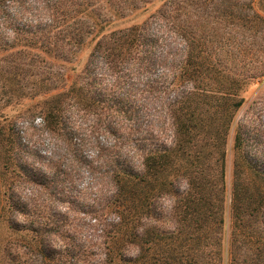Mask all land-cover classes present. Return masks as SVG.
<instances>
[{"label":"rangeland","instance_id":"rangeland-1","mask_svg":"<svg viewBox=\"0 0 264 264\" xmlns=\"http://www.w3.org/2000/svg\"><path fill=\"white\" fill-rule=\"evenodd\" d=\"M164 1L146 3L79 41L66 31L85 27L81 22H47L42 14L27 19L0 18V264H108L103 263L107 246L112 247L114 257L110 264H123L118 249L124 246L135 253L142 247L140 264H152L163 257V240L148 247L141 244L142 237L128 243L122 229L117 239H105L100 230L94 231L91 224L96 216L89 211L104 208L110 192L98 169L90 167L99 163L97 151L116 140L102 127H95L105 123V107L124 91L120 76L128 69L120 64L109 69L106 63L111 59L116 62L117 56L106 60L104 54L90 57L92 47L111 30L140 25ZM8 6L9 13L18 11L14 3ZM184 24V118L192 134L201 138L184 156L191 162L195 154L194 165L202 176L225 184V227L229 228L233 183L264 182V0L187 2ZM61 29L63 33H57ZM129 59L132 61V56ZM163 72L161 66L154 65L139 77V84L150 82L160 89L162 102L167 96L162 91L169 81L161 82ZM192 72H196L195 77ZM114 79L119 85L113 84ZM206 89L237 91L238 98L225 103L218 96L205 95ZM172 94L169 92L168 98ZM156 131L152 132L151 147L168 146V130L162 134ZM220 133H225L224 137L215 141L213 137ZM123 135L117 136L123 141L121 156L140 139ZM182 162L185 160L169 162L165 170H157L155 188L149 193L148 200L156 204L163 229L168 228L162 219L168 209H163L162 202L169 203V181L178 168L183 170ZM58 163H62L61 168ZM60 178L62 192L55 188ZM32 188L35 206L23 208ZM100 188L105 193L102 198ZM147 191L138 188L136 192L143 204L149 203L142 199ZM11 201L19 203V212ZM146 209L138 211L143 214L139 233L157 222L156 215H146ZM108 214L105 208L102 217L110 222L113 213ZM29 229L37 230L43 242L40 247L35 232ZM132 252L123 254L132 256Z\"/></svg>","mask_w":264,"mask_h":264},{"label":"trees","instance_id":"trees-1","mask_svg":"<svg viewBox=\"0 0 264 264\" xmlns=\"http://www.w3.org/2000/svg\"><path fill=\"white\" fill-rule=\"evenodd\" d=\"M151 1L153 0H32L27 3L26 0H0V18L3 21L13 16L27 19L28 16L41 17L42 14L47 22H81L85 27L66 31L67 36L79 41L85 36L101 32L110 22L131 15ZM11 2L18 10L16 13L8 12ZM187 2L196 5V0H165L140 25L111 30L101 35L92 47L90 57L104 54L106 60L107 57L117 56L116 62L111 59L106 63L109 69L116 64L128 66V69L120 76L124 79V84L121 83L124 91L120 97L112 100V104L105 107V123H99L101 126L95 127V130L102 127L104 133L116 140L107 149L97 151L96 160L99 159V163L96 167H90L92 171L97 168L99 177L111 188L108 189L110 192L107 193L109 195L105 207L89 211L96 216L91 225L94 231L100 230V235H104L105 239H117L118 232L122 229L126 238H129L128 243L142 237L141 244L148 247L151 243L163 240V257L152 264H264V229L256 227L258 224L264 225V182L233 183L228 204L231 213L228 228L225 227V184L222 181L205 179L194 165L197 163L195 154L191 162L184 156L186 151L195 148L201 141L200 136L193 135L192 128L186 126L184 118L185 60L182 57L181 42L185 32L184 14ZM98 26L100 28L97 30ZM57 33H63V30ZM89 63L93 65V60L89 59ZM195 63L193 62L194 67ZM154 65L164 69L159 78L162 83L169 79L162 91L167 95L163 102L160 100L161 91L155 85L150 82L139 84L141 74L147 73ZM195 74L196 72H192L193 77ZM118 83L114 79L113 84ZM205 91V95L214 99L219 97L225 103L238 98L237 91ZM169 92L173 93L170 98ZM226 117L229 118V112ZM154 130L161 134L168 130V146L151 147ZM121 132L124 135L140 137L124 156L120 155L123 141L117 139ZM224 135L225 133H220L213 139L221 140ZM109 149L110 153H106ZM181 159L185 160L182 162L183 170L178 168L173 173V179L169 181L170 208L162 217L171 227L163 229V223L159 221L160 215L155 211L156 204L148 200L149 193L155 188L153 182L156 180V171L165 170L164 166L169 162L175 164ZM56 165L61 168L62 163ZM185 181L187 187L181 191L179 186ZM62 183L63 178H60L55 184V188L61 192L63 189L59 185ZM138 188L148 190L142 199L149 203L141 202L140 195L136 193ZM29 191L27 202L22 204L23 208L35 206V189ZM98 192L101 198L105 194L101 188ZM10 203L17 212L21 210L17 201ZM145 207L146 215H156L157 222L154 221L150 228L139 233L138 227L143 214L138 211ZM105 208L109 209L108 215L113 213L110 222L102 217ZM252 224H256L254 228ZM107 226L110 228L107 229ZM29 230L35 232V242L40 247L43 242L37 237V230ZM127 247L118 249L122 263L140 264L138 260L142 247L136 253ZM111 248L106 247L103 263H113ZM123 251H133L134 255L127 256Z\"/></svg>","mask_w":264,"mask_h":264},{"label":"clouds","instance_id":"clouds-1","mask_svg":"<svg viewBox=\"0 0 264 264\" xmlns=\"http://www.w3.org/2000/svg\"><path fill=\"white\" fill-rule=\"evenodd\" d=\"M180 187V190L183 191L186 187H187V182L185 181L182 185L179 186ZM162 206H163V209H169L170 208V205L168 202H162ZM160 210V209H158ZM164 215V211H161ZM168 227H171V225H168Z\"/></svg>","mask_w":264,"mask_h":264}]
</instances>
